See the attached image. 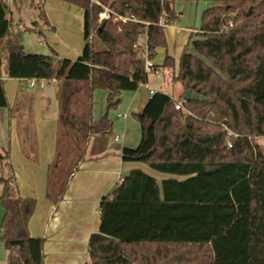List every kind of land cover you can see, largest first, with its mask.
<instances>
[{"label": "trees", "instance_id": "16d2710c", "mask_svg": "<svg viewBox=\"0 0 264 264\" xmlns=\"http://www.w3.org/2000/svg\"><path fill=\"white\" fill-rule=\"evenodd\" d=\"M45 19L44 2L30 0ZM84 10L85 47L77 60L26 53L15 33L9 0H0V49L7 48L10 78L87 82V132L112 134L109 113L124 91H137L151 71L136 47L148 34L149 57L167 45V18L179 21L175 0H98L141 21L99 23L101 6L92 0H65ZM200 32L192 34L178 68L167 56L162 66L184 93L191 89L205 101H184L156 91L133 115L141 124L136 148L124 147L126 162H140L171 175L161 183L135 169L100 202L101 226L89 242V264H264V0H209ZM251 10L250 15H248ZM233 22L234 27L225 29ZM102 29L99 31L100 27ZM97 34L106 49L92 41ZM0 55V108L8 106ZM109 92L107 110L93 119L92 94ZM232 147L228 146L229 142ZM0 224L8 264H45V239L30 234L37 202L15 197L10 181L0 179ZM48 197L58 203L66 184Z\"/></svg>", "mask_w": 264, "mask_h": 264}, {"label": "crops", "instance_id": "0c3cea01", "mask_svg": "<svg viewBox=\"0 0 264 264\" xmlns=\"http://www.w3.org/2000/svg\"><path fill=\"white\" fill-rule=\"evenodd\" d=\"M14 4H17L16 0L10 4L11 10ZM44 9V27H39L38 33L43 39L40 44L49 51L45 55L77 60L86 44L84 10L65 0H46ZM177 23L164 28L167 45L156 50L153 62L157 66H162L165 58L170 56L178 68L190 36L200 32V28ZM14 25L20 27L19 23L14 22ZM21 46L26 53H32L27 52L25 44L21 43ZM159 71L164 77L170 73ZM152 76L154 84L160 83L162 77ZM3 80L8 106L0 108V160L6 163L4 169L0 166L1 178L10 181L11 193L15 197L36 200L29 230L32 237L45 239V264H89L90 238L99 232L101 226V200L111 195L135 169L155 177L159 183L172 177L143 163L126 162L122 158L124 147L136 148L141 142V124L133 115L144 108L151 95L143 88L124 91L121 94L122 108L132 116L126 118V114L123 115L125 121L116 129L119 134H114L115 123L111 119V135H89L87 105L90 86L87 82L49 79L46 87L38 84L30 87V80L10 78L7 72ZM151 87L162 91L153 84ZM81 92L87 93V99L79 98ZM106 94L108 98L109 92ZM103 115H98L93 108L95 121ZM117 135L120 136L118 141L115 140ZM83 143L84 150L80 153ZM51 177L52 188L57 191L66 184L58 203L48 197ZM3 244L0 240L1 248ZM4 250L7 252L6 248ZM6 257L8 264L7 253Z\"/></svg>", "mask_w": 264, "mask_h": 264}, {"label": "rangeland", "instance_id": "374dc122", "mask_svg": "<svg viewBox=\"0 0 264 264\" xmlns=\"http://www.w3.org/2000/svg\"><path fill=\"white\" fill-rule=\"evenodd\" d=\"M17 4H14L12 6V18L14 19L15 24L19 23L20 27H25L28 29L27 32L19 31L15 33V35L18 38V41L21 42L23 45H26L27 52H32L35 54H48L49 51L43 47L40 44V41H43V39L39 36V27L43 26V21L40 17V12L31 6L30 0H16ZM213 3L208 0H175V7L177 13L180 15L183 13V16L180 15V20L177 24L180 26H190L193 28H201V15L204 9H207L208 7L212 6ZM185 16V17H184ZM36 23V25H34ZM44 27V26H43ZM95 48L99 51L105 50L106 47L103 44V42L100 40L97 34H94L92 39ZM1 53V60L3 62V73L6 74L7 67H8V54H7V48L4 47L0 50ZM153 74L150 76V83L153 84L158 90H162L166 92L168 95L173 96L175 100H179L181 94L183 93V87L179 82H173L171 73H166L165 77L162 76V79L159 80L160 83L154 84L153 83ZM162 75V74H161ZM76 83V82H75ZM82 83V82H81ZM149 83V85H150ZM150 85V86H151ZM97 93L93 96V102L95 110H97L98 115L105 114L107 110V92L106 90L97 89L95 92ZM94 92V93H95ZM80 99H87V93L81 92L79 95ZM93 107V108H94ZM124 114H126V118L132 116V114L128 111H126L124 108H122V104L118 106L117 109H113L110 111L109 116L115 123V131L114 134H119L116 129H118L121 124L125 121ZM120 115V116H119ZM256 141L264 147V137H257ZM81 152L84 150V143L81 145ZM83 155V154H82ZM6 163H2L0 160V166L4 169V166ZM56 170V169H55ZM52 174H54L52 172ZM54 176V175H52ZM1 178V173H0ZM7 178V177H5ZM3 192V184L0 182V196ZM3 217V209L0 202V223ZM4 244L3 248L0 247V264H7V257L6 253L8 254V251L6 252L4 250Z\"/></svg>", "mask_w": 264, "mask_h": 264}, {"label": "built area", "instance_id": "2783aa9c", "mask_svg": "<svg viewBox=\"0 0 264 264\" xmlns=\"http://www.w3.org/2000/svg\"><path fill=\"white\" fill-rule=\"evenodd\" d=\"M13 0H9V5L12 3ZM94 3H96L97 5L101 6V10L98 13V20L99 23L102 24L105 21H112L115 24H119V23H127V22H142L145 23L146 26H149L150 23L149 22H143L141 21L136 15L134 14H130V15H123L120 14L116 11H114L113 9H111L109 6H105L103 5L100 1L98 0H92ZM159 26L161 27H168L170 25H172V23L169 21V19L167 18H161L160 21L157 23ZM234 27L233 22H230L229 24L225 25V29H230ZM23 31V32H27L28 29L25 27H19L18 25H13L10 28V31L13 33H16L18 31ZM42 43V42H41ZM136 47L139 49V55L142 59H144L145 61V68L147 71H151V73L156 77V78H160L162 77L161 72L159 71V69H154V62L152 59H150L149 57V45H148V34H142L139 38L138 43H136ZM40 85L41 87H46L49 84V79L48 78H44V79H33L30 80V87H34L35 85ZM140 88L143 89H147L149 91V94L151 96H153L156 91L149 85L148 82L146 83H142L140 85ZM184 99L182 100H175V108L177 110L183 111L184 110ZM120 116V115H119ZM126 116V115H125ZM120 139V136L117 135L115 137V140L118 141ZM229 147L233 146V143L230 141L228 143Z\"/></svg>", "mask_w": 264, "mask_h": 264}, {"label": "water", "instance_id": "95a60500", "mask_svg": "<svg viewBox=\"0 0 264 264\" xmlns=\"http://www.w3.org/2000/svg\"><path fill=\"white\" fill-rule=\"evenodd\" d=\"M251 10L249 11L248 15H250ZM102 29V26L100 27L99 31ZM51 70H47L46 71V75L48 78L51 77ZM184 101H205L207 100V98H205L204 96H199L197 93H194L193 90L189 89L184 93V97H183Z\"/></svg>", "mask_w": 264, "mask_h": 264}]
</instances>
